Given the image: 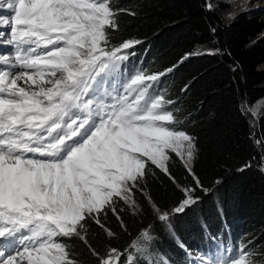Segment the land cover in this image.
Here are the masks:
<instances>
[{
  "label": "snow or ice",
  "instance_id": "snow-or-ice-1",
  "mask_svg": "<svg viewBox=\"0 0 264 264\" xmlns=\"http://www.w3.org/2000/svg\"><path fill=\"white\" fill-rule=\"evenodd\" d=\"M3 8L0 48L11 51L0 52V264H82L57 237L83 241L87 264H138L136 254L147 250L141 241L152 240L148 231L130 243L134 251L100 252L87 230L94 222L116 236L102 214L117 213L115 198L137 208L133 190H143L149 164L174 180L169 150L186 155L202 186L191 167L197 142L174 117L178 109L168 107L175 101L159 90L175 66L122 79L141 41L111 43L109 28H118L126 10L110 0H0ZM180 190L186 198L171 211L147 197L159 220L195 202L194 188ZM254 249L208 264H257Z\"/></svg>",
  "mask_w": 264,
  "mask_h": 264
},
{
  "label": "trees",
  "instance_id": "trees-1",
  "mask_svg": "<svg viewBox=\"0 0 264 264\" xmlns=\"http://www.w3.org/2000/svg\"><path fill=\"white\" fill-rule=\"evenodd\" d=\"M208 1L110 0L115 8L126 10L118 13V28H109L111 43L141 41L132 56L142 60L148 73L175 66L163 78L162 88L166 98L175 101L168 106L178 109L174 117L197 142L191 167L202 186L173 152L167 165L174 180L149 164L143 190H133L137 208L115 198L117 213L102 214L106 228L116 236L89 224V244L100 252L110 247L131 251L130 243L151 231L146 253L137 254L138 264H184L187 251L195 253L216 240L242 242L249 248L255 244V259L264 264V115L253 130L243 111L244 104L264 99V9H252L226 23L207 9ZM204 46H212L215 54L196 52ZM185 86L187 91H182ZM181 187L194 188L197 201L181 213L172 212L170 229L157 218L147 197L171 211L186 198ZM57 239L87 264L83 241Z\"/></svg>",
  "mask_w": 264,
  "mask_h": 264
},
{
  "label": "rangeland",
  "instance_id": "rangeland-1",
  "mask_svg": "<svg viewBox=\"0 0 264 264\" xmlns=\"http://www.w3.org/2000/svg\"><path fill=\"white\" fill-rule=\"evenodd\" d=\"M211 4L212 8L209 9L208 5ZM207 5V9L211 10L218 15L226 22V23H231L237 15L248 12L252 9H264V0H209ZM232 14V18H229V14ZM8 15V10L6 8L0 9V16H6ZM11 51L10 48H0V52H8ZM210 51L216 52V50L212 46H204L200 47L196 50L197 53L199 54H208ZM133 71L123 73V80H126L129 76L130 73ZM22 86H27L23 85V82H21ZM243 111L247 118L249 119L251 123V127L254 130L259 123L260 118L264 115V99L258 101L255 104H244L243 106ZM172 153L169 150L168 155ZM180 159L183 161L185 164V159ZM167 163V162H166ZM192 164V162H191ZM263 171H264V164H263ZM195 202L189 206H193L196 203V198L193 196ZM187 206V207H189ZM172 213L170 215L169 221H164L165 224L168 226L169 224L172 226ZM150 235H152V232L149 231ZM150 241H141L142 244H145L146 246L149 244ZM244 247L238 246V247H226V246H221L219 242L214 243L213 246H209L206 251L199 252L197 253V256H192L190 258L189 264H208L209 261L215 259L216 257L220 258H230L234 255H239V253L244 251ZM131 251H134L131 249ZM137 255V254H136ZM258 264V263H257Z\"/></svg>",
  "mask_w": 264,
  "mask_h": 264
}]
</instances>
